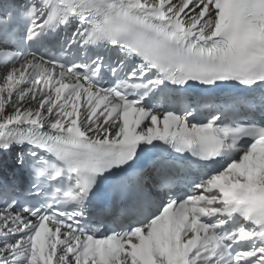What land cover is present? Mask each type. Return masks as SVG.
<instances>
[{"label":"snow or ice","instance_id":"1","mask_svg":"<svg viewBox=\"0 0 264 264\" xmlns=\"http://www.w3.org/2000/svg\"><path fill=\"white\" fill-rule=\"evenodd\" d=\"M0 8V264H264V0Z\"/></svg>","mask_w":264,"mask_h":264},{"label":"bare ground","instance_id":"2","mask_svg":"<svg viewBox=\"0 0 264 264\" xmlns=\"http://www.w3.org/2000/svg\"><path fill=\"white\" fill-rule=\"evenodd\" d=\"M5 71V68L0 67V73H3ZM4 164L0 165V180L8 181L11 180V177H16L19 175L18 168L14 167L11 163L12 157H5L4 158Z\"/></svg>","mask_w":264,"mask_h":264}]
</instances>
